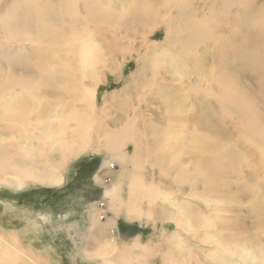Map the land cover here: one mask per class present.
Masks as SVG:
<instances>
[{
	"label": "bare ground",
	"instance_id": "6f19581e",
	"mask_svg": "<svg viewBox=\"0 0 264 264\" xmlns=\"http://www.w3.org/2000/svg\"><path fill=\"white\" fill-rule=\"evenodd\" d=\"M116 54L135 71L98 108ZM92 151L107 159L87 261L264 264V0H0V190L64 187ZM0 201V264H59ZM162 208L160 242L115 233Z\"/></svg>",
	"mask_w": 264,
	"mask_h": 264
},
{
	"label": "rangeland",
	"instance_id": "374dc122",
	"mask_svg": "<svg viewBox=\"0 0 264 264\" xmlns=\"http://www.w3.org/2000/svg\"><path fill=\"white\" fill-rule=\"evenodd\" d=\"M163 34V30L156 31L154 40L156 39L155 41L159 42L164 37ZM111 58H117L118 63L120 61L123 62V70L120 73L123 79L121 78L118 83V81L114 80L113 75L109 76L107 84L103 82L97 90L98 108L101 107L100 102L103 98L109 104L112 92L121 89L122 86L124 87L127 83L126 80L128 81L129 74L135 71L134 63L131 61L132 58L126 60V63L120 54H116ZM130 150L131 148H128L129 153L131 152ZM105 159L107 158H105L103 152L99 154V152L95 153L92 151L73 160L68 167L66 173L67 182L64 187L44 188L34 185L35 187H28L25 189L26 191L24 190L17 194L11 191L0 190V200L7 199L10 202L12 201L11 203L19 209L17 214L21 216L22 213H25L27 216L35 219L36 224L38 223L36 227L37 231H34L37 237L36 247L41 246L49 249L59 264H92L84 259L82 255V249L85 246L82 239L88 235L86 227L88 226V218L91 214L89 206L91 203L92 205L97 204L96 207L104 203V200H102L104 186H97L93 177L98 173L101 165L106 161ZM115 169L116 167L111 170L113 174L117 172ZM107 172L106 170H101L99 173V176L104 178L103 182L105 185L109 183V177L113 176L107 174ZM143 173L145 176H148L149 173L151 174V171L144 169ZM157 174V171L155 174L152 173L155 179V181L153 180L155 186L161 184ZM161 186H163L164 190L173 192V198H175V186L173 184L170 185L164 182ZM1 204L0 201V206H2ZM163 209L153 210L156 223H146V221L128 222L123 216L116 219L113 218V223L117 228L115 233L128 240L138 237L142 243H148L146 241H151L152 243L160 242L163 234L176 231L173 223L170 221V215H166V210ZM162 210L165 212L164 214ZM166 216L168 219H166ZM74 223H78L79 226L74 227ZM17 224L20 228L23 225V221H19ZM76 233L78 234L76 235ZM28 234L33 236L30 232Z\"/></svg>",
	"mask_w": 264,
	"mask_h": 264
}]
</instances>
